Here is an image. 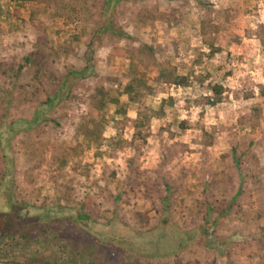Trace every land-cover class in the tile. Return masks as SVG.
<instances>
[{
    "label": "rangeland",
    "instance_id": "1",
    "mask_svg": "<svg viewBox=\"0 0 264 264\" xmlns=\"http://www.w3.org/2000/svg\"><path fill=\"white\" fill-rule=\"evenodd\" d=\"M0 180V262L264 264V0H0Z\"/></svg>",
    "mask_w": 264,
    "mask_h": 264
},
{
    "label": "trees",
    "instance_id": "2",
    "mask_svg": "<svg viewBox=\"0 0 264 264\" xmlns=\"http://www.w3.org/2000/svg\"><path fill=\"white\" fill-rule=\"evenodd\" d=\"M106 1H107V3H110V2L117 3V2H119V0H112V1L111 0H106ZM148 51L150 53H152V49L151 48L148 49ZM112 52L113 53H121L122 54L123 52H126V51H124V49H120L118 47H114ZM138 54L142 55V52L141 51H137V50L130 51L131 58H133L134 55H138ZM149 56H150V54H149ZM26 64H29V59H27ZM2 70H3L4 74H6L8 76H10L9 74H11L12 76L15 75V72H14L15 70H14V68L12 66H7V67H5ZM130 70H131L130 71V74H131L130 76L131 77L124 84L123 93L128 96L129 101L135 102L136 100H140V98L142 96H144V93L146 91H148L149 86L147 85V82L144 81V79H142L141 77L137 78L135 76V66H134L133 62L131 63ZM82 73H83V71H73L70 74L71 75H75V74H82ZM161 74L165 75L164 72H162ZM185 82L186 81H185L184 77H177V79L175 80L176 84H184ZM212 89L214 91L215 97L210 99V101H208V102H210L211 104H215L220 99L218 96H219V94L221 92V87L219 85H214L212 87ZM91 99H92L93 105H94V107L96 109L100 110V109H102L105 106V104L107 102H111V103H113V104L118 106L117 109H115V114H121V115L125 114V108L123 106H120L118 97H112L111 94L109 93V91L104 89V88H102V87L96 89V92L93 94ZM164 102L165 101L163 100L162 103H164ZM37 114H38V112H37ZM144 124H145V121L144 120H140V118H136L134 120V125L136 126L137 130H140V128L142 126H144ZM96 130H97L96 127H95V129L93 127L92 129L89 130V129H87L86 126H84L83 127V135H84V137H86L88 139V141L93 140V138H94L96 140V144L98 145L99 142L102 139H104V138L101 136V134L97 135V133H96L97 136L92 137V135H95L94 133L96 132ZM6 131H9V132H12V133L15 132L13 124H10L9 125V129H6ZM96 137H98V138H96ZM121 140H122V138L120 137V135L119 136L116 135V138L113 139L112 141L115 142V144L119 145V144H121ZM3 156H4V158H7L6 157L7 156L6 153ZM4 163L8 164V163H10V160L6 159ZM2 176H6V171L3 172ZM0 185H2V181L1 180H0ZM119 197H120V194H118L116 196L117 199ZM67 200H68V203L70 204L69 210L73 211V213H74V221L75 222H85V223H92L93 222L91 217L89 216V214L86 211H84L85 210L84 209L85 208L84 201H74V200H72L70 198H68ZM4 206L6 207V205H4ZM26 206L28 208L30 207L28 205H26ZM26 206L23 207V208H26ZM6 219H8V214L3 213L1 211L0 212V221H4ZM139 219H140V221L142 220L141 221L142 225H145L147 223V221H148V217H147L146 214H142V215L140 214L139 215ZM16 230H17V228L14 229V231H16ZM31 234H32L31 231H29L28 233L22 232V233H20V237L23 238L25 240V242L31 243L33 240H35L33 237L31 238ZM113 241L114 240H112V242ZM91 244L92 243L83 245V249L88 248ZM0 259H4L5 260L6 258L0 257ZM29 263L30 264H52V263H50V260L48 261L45 258L39 259L37 256L32 257L30 259ZM138 263H141V262H138ZM163 264H166V263H163ZM179 264H181V263H179Z\"/></svg>",
    "mask_w": 264,
    "mask_h": 264
},
{
    "label": "water",
    "instance_id": "3",
    "mask_svg": "<svg viewBox=\"0 0 264 264\" xmlns=\"http://www.w3.org/2000/svg\"><path fill=\"white\" fill-rule=\"evenodd\" d=\"M0 264H15V263L0 262Z\"/></svg>",
    "mask_w": 264,
    "mask_h": 264
}]
</instances>
